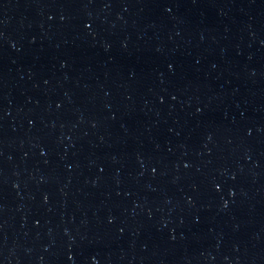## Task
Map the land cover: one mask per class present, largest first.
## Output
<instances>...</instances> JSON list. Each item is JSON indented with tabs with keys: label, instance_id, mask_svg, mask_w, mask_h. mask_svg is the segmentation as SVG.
I'll return each instance as SVG.
<instances>
[{
	"label": "water",
	"instance_id": "95a60500",
	"mask_svg": "<svg viewBox=\"0 0 264 264\" xmlns=\"http://www.w3.org/2000/svg\"><path fill=\"white\" fill-rule=\"evenodd\" d=\"M0 264H264V0H0Z\"/></svg>",
	"mask_w": 264,
	"mask_h": 264
}]
</instances>
